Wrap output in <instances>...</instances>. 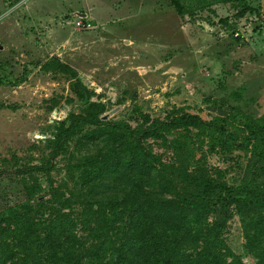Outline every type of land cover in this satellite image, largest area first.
Returning <instances> with one entry per match:
<instances>
[{"label": "rangeland", "instance_id": "obj_1", "mask_svg": "<svg viewBox=\"0 0 264 264\" xmlns=\"http://www.w3.org/2000/svg\"><path fill=\"white\" fill-rule=\"evenodd\" d=\"M246 1L255 11L236 17L235 7L218 0H181L183 15L169 0H0V210L23 200L33 181L35 197L57 205L52 194L60 192L77 212L123 185L107 181L89 192L80 163L95 147L73 140L48 171L27 169L49 163L55 122L80 112L70 76L41 68L53 57L76 70L91 100L106 105L104 114L112 111L108 120L135 125L137 109L151 118L180 109L208 120L227 114L228 105L264 115V0ZM147 144L171 158L159 140ZM201 149L195 152L214 175L240 183L247 154ZM223 236L244 264L256 263L237 214Z\"/></svg>", "mask_w": 264, "mask_h": 264}, {"label": "trees", "instance_id": "obj_2", "mask_svg": "<svg viewBox=\"0 0 264 264\" xmlns=\"http://www.w3.org/2000/svg\"><path fill=\"white\" fill-rule=\"evenodd\" d=\"M169 1L177 14L186 13L181 0ZM218 1L235 7L236 17L255 11L246 0ZM41 68L68 74L81 107L55 122L49 163L27 169L48 171L73 140L77 148L95 147L80 163L89 192L107 181L123 185L118 194L87 200L79 212L60 192L52 194L54 205L35 197L36 181L25 186L23 200L0 210V264H244L223 236L233 214L247 253L264 264V115L228 105L227 114L208 120L180 109L162 119L137 109L135 125L102 120L106 105L91 100L76 70L57 57ZM148 139L169 147L171 158L154 152ZM203 146L248 155L239 184L211 172L195 152Z\"/></svg>", "mask_w": 264, "mask_h": 264}, {"label": "water", "instance_id": "obj_3", "mask_svg": "<svg viewBox=\"0 0 264 264\" xmlns=\"http://www.w3.org/2000/svg\"><path fill=\"white\" fill-rule=\"evenodd\" d=\"M111 113H112V111L109 112V113L102 114V115L100 116V118H101L102 120H106V119L108 118V116H109Z\"/></svg>", "mask_w": 264, "mask_h": 264}, {"label": "built area", "instance_id": "obj_4", "mask_svg": "<svg viewBox=\"0 0 264 264\" xmlns=\"http://www.w3.org/2000/svg\"><path fill=\"white\" fill-rule=\"evenodd\" d=\"M75 25H76V26H80V25H82V22H81L80 20H77V21L75 22Z\"/></svg>", "mask_w": 264, "mask_h": 264}]
</instances>
